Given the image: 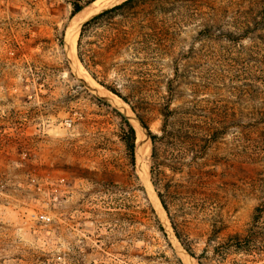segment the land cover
Masks as SVG:
<instances>
[{
    "label": "trees",
    "instance_id": "trees-1",
    "mask_svg": "<svg viewBox=\"0 0 264 264\" xmlns=\"http://www.w3.org/2000/svg\"><path fill=\"white\" fill-rule=\"evenodd\" d=\"M89 3L70 1L71 14ZM188 27L194 35L185 44ZM76 54L145 130L151 182L181 248L198 264H240L246 260L236 257L263 255L264 0H124L81 25ZM109 72L118 80L106 83ZM95 100L104 104L96 106L103 114H93L104 119L85 123L114 129L109 137L95 131L101 139H93L86 157L103 159L85 178L95 191L121 196L126 212L114 219L119 229L143 226L140 237L154 234L171 249L135 175L133 127ZM154 121L159 127L152 132ZM251 199L257 204L238 225L235 214ZM106 205L105 214L118 215Z\"/></svg>",
    "mask_w": 264,
    "mask_h": 264
},
{
    "label": "rangeland",
    "instance_id": "rangeland-1",
    "mask_svg": "<svg viewBox=\"0 0 264 264\" xmlns=\"http://www.w3.org/2000/svg\"><path fill=\"white\" fill-rule=\"evenodd\" d=\"M70 1L0 0V264H178L175 259L186 264L167 235L171 249L154 234L151 239L140 237L143 226L132 224L130 233L119 229L121 223L114 219L126 212L117 200L121 196L95 191L85 178L93 177L90 173L103 159L89 160L87 147L114 129L85 121L104 119L93 114H103L96 106L104 104L95 97L114 106L96 96L68 64L64 37L77 14H71ZM192 29L182 34L185 44L194 35ZM105 80L110 84L118 78L109 72ZM158 127L154 121L150 130ZM144 133L149 141L144 165L157 198L150 174L151 144ZM134 171L152 206L136 171V157ZM107 203L118 215L105 214ZM256 204L254 199L241 203L235 214L238 225ZM202 248L200 242L193 250L198 255ZM239 258L246 260L240 264H264V254Z\"/></svg>",
    "mask_w": 264,
    "mask_h": 264
},
{
    "label": "bare ground",
    "instance_id": "bare-ground-1",
    "mask_svg": "<svg viewBox=\"0 0 264 264\" xmlns=\"http://www.w3.org/2000/svg\"><path fill=\"white\" fill-rule=\"evenodd\" d=\"M122 0H94L92 3H90L87 7H85L84 9H82L79 13H77L66 33H65V37L64 38V45L65 43H67L69 35L71 33V30L74 29L73 31V37L71 40V45H70V52L67 51L69 54L66 55L67 56V61L68 64L71 67V71L74 72V74H76L75 76L78 78H80L81 80H83V83L85 82L86 84H89L96 92V96L97 94L101 97H103L105 100H107L109 103H111L119 112L122 113V115L128 120V122L130 123V125L133 127L134 131H135V136H136V144H135V157H136V171L138 176L139 171H140V153H141V145H140V138L141 136H143L145 138V150L146 152L148 151L149 153V141L144 133V130L142 129L141 125L139 124L138 120L136 119V117L134 116V114L132 113V111L130 110L129 106L124 103L121 99H119L118 97H116L115 95H113L112 93H110L109 91H107L106 89H104L103 87L99 86L91 77L90 75L84 70V68L81 66V64L79 63V61L77 60L76 54H75V45H76V38H77V34H78V28L80 26V24L85 21L86 19H88L90 16L97 14L117 3H120ZM73 28V29H72ZM65 48V47H64ZM68 48V47H67ZM66 48V50H68ZM85 84V85H86ZM88 89H90L89 91H91V88L88 87ZM93 93V92H92ZM147 153V154H148ZM146 169V166H143ZM140 181L142 182V184L146 187L147 191H148V196L150 197L152 206L155 209V212L160 220V223L162 224L168 238L170 239V242L172 241L175 246H176V252L179 255V257H181V259L183 260V263L185 262L186 264H197L196 261L194 260V258H191L188 253H186L177 243L176 239L174 238V235L171 231L170 225L168 223V220L166 218V214L164 213V211L162 210L157 198L155 197L154 193L152 192L151 186L148 182V176L145 172L144 177H141L140 175ZM174 246V245H172ZM175 251V250H174ZM176 254V255H177Z\"/></svg>",
    "mask_w": 264,
    "mask_h": 264
},
{
    "label": "water",
    "instance_id": "water-1",
    "mask_svg": "<svg viewBox=\"0 0 264 264\" xmlns=\"http://www.w3.org/2000/svg\"><path fill=\"white\" fill-rule=\"evenodd\" d=\"M121 2H123V1H121ZM92 3V2H91ZM119 4V3H118ZM115 5H117V4H115ZM114 6V5H113ZM112 7V6H111ZM110 8V7H109ZM73 29V28H72ZM73 31H74V29L73 30H71V33H70V35H69V38H68V41H67V43H65V48H64V50H65V54L66 55H68L69 53L67 52V51H69L70 52V43H71V40H72V37H73ZM65 39H66V37H64ZM68 47V48H67ZM66 48L68 49V50H66ZM145 144H146V142H145V138L143 137V136H141V138H140V145H141V153H140V171H139V174L141 175V177H144V175H145V169H143L144 167V162H145V160H146V150L144 149L145 148ZM139 175V176H140ZM158 199V198H157ZM159 202V201H158ZM162 208V207H161ZM163 210V209H162Z\"/></svg>",
    "mask_w": 264,
    "mask_h": 264
}]
</instances>
